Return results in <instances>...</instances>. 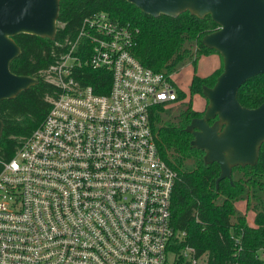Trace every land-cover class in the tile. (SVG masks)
Returning <instances> with one entry per match:
<instances>
[{
  "label": "built area",
  "instance_id": "built-area-1",
  "mask_svg": "<svg viewBox=\"0 0 264 264\" xmlns=\"http://www.w3.org/2000/svg\"><path fill=\"white\" fill-rule=\"evenodd\" d=\"M133 45L131 27L103 12L57 45L66 51L44 78L58 94L1 164L0 264H165L176 178L149 116L176 92L170 76L134 59ZM84 69L108 75L106 92ZM193 253L183 257L198 264Z\"/></svg>",
  "mask_w": 264,
  "mask_h": 264
},
{
  "label": "trees",
  "instance_id": "trees-1",
  "mask_svg": "<svg viewBox=\"0 0 264 264\" xmlns=\"http://www.w3.org/2000/svg\"><path fill=\"white\" fill-rule=\"evenodd\" d=\"M98 12L131 27L132 56L144 68L168 77L187 65L191 67L187 92L176 89V100L170 103L175 105H156L149 116L157 152L176 178L170 198L174 235L166 246L165 264H190L189 258L183 257L186 247L193 250L198 264H262L264 142L253 165L232 167L229 176L223 178H219L217 163L206 161L204 152L191 144L189 125L201 115L191 109V98L202 97L203 89L211 88L221 72L216 69L205 77L195 74L201 58L219 56L201 43L204 36L217 29L208 15L197 17L185 11L175 17H152L123 0L59 1L53 39L28 34L11 38L19 54L9 63V72L30 77L35 83L15 97L0 101V169L42 123L49 108L48 99L58 94L44 78V73L66 51L57 45H63L65 39L73 40L81 21ZM84 71L87 84L96 89L102 85L105 88L98 93L106 92V73ZM236 100L245 109L264 103V74L244 82L237 90ZM239 204L243 210H238ZM247 215L251 226L246 222Z\"/></svg>",
  "mask_w": 264,
  "mask_h": 264
},
{
  "label": "water",
  "instance_id": "water-1",
  "mask_svg": "<svg viewBox=\"0 0 264 264\" xmlns=\"http://www.w3.org/2000/svg\"><path fill=\"white\" fill-rule=\"evenodd\" d=\"M59 1L0 0V101L35 83L9 72V63L19 54L11 38L28 34L53 39ZM123 1L152 17H175L188 11L197 17L208 15L216 24L217 29L201 43L220 56L222 72L211 88L202 91L208 107L202 118L189 125L191 144L204 152L206 161L217 163L219 178L228 177L232 167L253 165L264 142V103L242 108L236 93L248 79L264 74V0ZM213 118L217 125L209 126L207 120ZM1 128L0 121V134Z\"/></svg>",
  "mask_w": 264,
  "mask_h": 264
},
{
  "label": "rangeland",
  "instance_id": "rangeland-1",
  "mask_svg": "<svg viewBox=\"0 0 264 264\" xmlns=\"http://www.w3.org/2000/svg\"><path fill=\"white\" fill-rule=\"evenodd\" d=\"M211 55H213V54H211ZM216 57L218 59L217 61H214L213 59H210L207 57H205L206 59H204V58L200 59V61H198L197 65H196L195 74L197 76H203L218 61H219L218 62L219 64H218V67L216 68L217 70L216 69L215 70L222 72L221 58H220V56H217V55H216ZM191 74H192L191 67H190V65H187V66L183 67L182 69H180L176 74L171 75L170 78H171V81L173 80L172 82L174 84L175 90L177 89V90H180V91L186 93ZM183 100L186 102L188 100V97L185 96V98ZM173 105H175V104H173ZM173 105L168 104L167 107H172ZM207 107H208V102H207L205 97L193 96L191 98V109L193 111L201 114L199 119L204 116V113H205V110ZM207 124L209 126H212L213 124L217 125V119L213 118V119L207 120ZM220 129H221V126L218 127V131H220Z\"/></svg>",
  "mask_w": 264,
  "mask_h": 264
},
{
  "label": "crops",
  "instance_id": "crops-1",
  "mask_svg": "<svg viewBox=\"0 0 264 264\" xmlns=\"http://www.w3.org/2000/svg\"><path fill=\"white\" fill-rule=\"evenodd\" d=\"M204 59H206L205 57H203ZM203 58H201V59H203ZM207 58H210V59H213L214 61H217L218 59H217V57H216V55H210V56H208ZM200 61V60H199ZM219 62V61H218ZM218 62H216L207 72H206V74H204L203 76H198V77H205V76H207V75H209L211 72H213L217 67H218ZM191 77V76H190ZM173 81V80H172ZM237 208H238V210H243V207H242V204H239V205H237ZM246 222H247V224L248 225H252V220H251V217H250V215H247L246 216Z\"/></svg>",
  "mask_w": 264,
  "mask_h": 264
},
{
  "label": "flooded vegetation",
  "instance_id": "flooded-vegetation-1",
  "mask_svg": "<svg viewBox=\"0 0 264 264\" xmlns=\"http://www.w3.org/2000/svg\"><path fill=\"white\" fill-rule=\"evenodd\" d=\"M192 131V130H191Z\"/></svg>",
  "mask_w": 264,
  "mask_h": 264
}]
</instances>
